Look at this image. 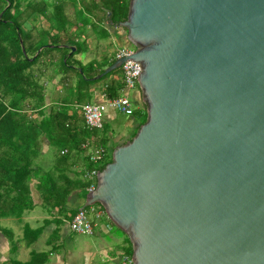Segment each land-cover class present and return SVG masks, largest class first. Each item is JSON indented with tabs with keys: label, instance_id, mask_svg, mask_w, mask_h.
Listing matches in <instances>:
<instances>
[{
	"label": "water",
	"instance_id": "obj_1",
	"mask_svg": "<svg viewBox=\"0 0 264 264\" xmlns=\"http://www.w3.org/2000/svg\"><path fill=\"white\" fill-rule=\"evenodd\" d=\"M120 27L148 118L85 207L134 264H264V0H131Z\"/></svg>",
	"mask_w": 264,
	"mask_h": 264
},
{
	"label": "trees",
	"instance_id": "obj_2",
	"mask_svg": "<svg viewBox=\"0 0 264 264\" xmlns=\"http://www.w3.org/2000/svg\"><path fill=\"white\" fill-rule=\"evenodd\" d=\"M130 4L131 0H0V220L10 213L21 217L34 208L30 185L35 179L46 208L58 209L65 217L69 214L67 220L79 210L68 207L69 199L77 189L88 194L91 181L85 176L82 180L80 175L69 177L61 169L78 153L88 158L86 173L97 167L84 144L98 145L94 138L98 130L86 127L83 108L79 115L78 110L71 113V106L81 103L92 86L121 72L123 75V70L92 80L116 60L96 70V65H84L76 56L87 45L90 27L103 33L101 39H107L105 28L126 22ZM57 79L68 94L60 103L53 100L48 104L49 87ZM123 89V82H112L105 92L112 99ZM138 112L145 119L131 140L147 122V105L143 103ZM45 144L52 151L60 148L53 151L60 156V176L45 172L36 163ZM111 162L105 160L100 171ZM0 231L6 232L1 223ZM126 254L133 257L131 242ZM43 255L34 253L25 264H44L46 261L39 260Z\"/></svg>",
	"mask_w": 264,
	"mask_h": 264
},
{
	"label": "crops",
	"instance_id": "obj_3",
	"mask_svg": "<svg viewBox=\"0 0 264 264\" xmlns=\"http://www.w3.org/2000/svg\"><path fill=\"white\" fill-rule=\"evenodd\" d=\"M69 11L73 12V9ZM96 14L103 17L101 12H96ZM105 29L108 32L107 39L100 38V35L103 34L101 31L96 33L91 27L88 29L87 45L83 52L76 56V60L81 61L84 65L94 64L96 70L107 65L111 60H116L117 50L125 47L128 43V32L122 27ZM108 44L113 45L114 49L111 52H107ZM108 67L110 66H106L105 70ZM59 82L60 79H57L49 87L50 100L48 104L53 100L60 103V99L68 94L65 87ZM112 82H123L122 72L92 86L89 91L87 90L82 102H74V105L71 106V113L78 110L80 115L85 105L102 103V95L106 94L105 90ZM122 91L121 95H123ZM131 98L133 103L138 105L137 109H141L143 96L139 92H135ZM116 113L114 110H109L106 113L105 120L116 121L118 119ZM127 123L132 131L128 137L122 134L118 137L113 134L108 135L105 127L102 131L99 130L94 133L96 143L105 146L104 148L107 150L106 161L110 155H113L116 148L131 140L141 124L133 118ZM64 152H67V150H64ZM59 157L52 151L50 146L45 144L43 153L38 157L36 163L45 172H54L57 176H60L57 169ZM88 165V158L82 153H78L70 160L68 167L61 170H66L69 177L76 178L80 175L84 180ZM39 185L40 183L36 179L30 185L34 201L33 209L25 211L21 217L19 214L10 213L0 220L2 227L6 229L5 233L0 231V264H25L31 261L34 253L45 254L39 259L40 261H46L44 264H120L123 257H126L129 242H131L126 233L115 225L111 231L108 230L106 228L108 219L104 218L102 221L103 226L97 233L88 236L90 241L76 245L71 238H68L71 229L70 219L67 220L66 218L69 214H66L65 217V214L60 213L58 209L51 211L46 208ZM87 197L88 194L85 190H75L69 199L68 207L72 210L84 208L88 202Z\"/></svg>",
	"mask_w": 264,
	"mask_h": 264
},
{
	"label": "built area",
	"instance_id": "obj_4",
	"mask_svg": "<svg viewBox=\"0 0 264 264\" xmlns=\"http://www.w3.org/2000/svg\"><path fill=\"white\" fill-rule=\"evenodd\" d=\"M133 54L134 50L126 46L117 50L115 55L116 61L126 59V62L122 65L124 83L123 95L118 98L110 99L107 94L104 93L102 95V103L85 105L83 107V113L85 124L88 129L103 130L106 113L109 110H114L127 116H133L135 114L131 96L132 92H139L142 95L139 83V76L142 71L141 64L130 59ZM84 148L90 153L93 164L97 166L85 175V179L91 181L87 189L89 194L97 188L98 174L101 172L100 167L106 160L107 150L103 146L92 145L89 142L84 144ZM104 218L108 219L106 228L111 231L114 228V224L109 219L106 210L100 204L81 208L70 220L71 232L81 236H93L103 226L102 221ZM120 264H134L133 257H123Z\"/></svg>",
	"mask_w": 264,
	"mask_h": 264
},
{
	"label": "rangeland",
	"instance_id": "obj_5",
	"mask_svg": "<svg viewBox=\"0 0 264 264\" xmlns=\"http://www.w3.org/2000/svg\"><path fill=\"white\" fill-rule=\"evenodd\" d=\"M126 47L132 49V50H135L134 46H132L131 44H128L125 45ZM114 48H113V45L112 44H108L107 46V52L108 51H112ZM135 92H132V96L134 95ZM133 106L135 108V114L133 116H126V115H122L121 113L117 112L116 115L118 117V119H116V121H111V120H105V131H106V134L110 135V134H113L115 137H118L119 135H123V136H126L128 137V135L132 132L130 130L131 127H128L127 126V122L130 121L132 118L133 119H136L138 120L140 123H143L144 121V114H140L138 112V105L133 103ZM102 131V130H100ZM107 147V146H106ZM109 149V147H107ZM59 147H55L54 148V152H57L59 151ZM113 159V156L110 155L108 160H112ZM107 160V161H108ZM68 238L72 239L76 245L77 244H82L86 241H90V237L88 238V236H81V235H77L73 232H70V234L68 235Z\"/></svg>",
	"mask_w": 264,
	"mask_h": 264
}]
</instances>
